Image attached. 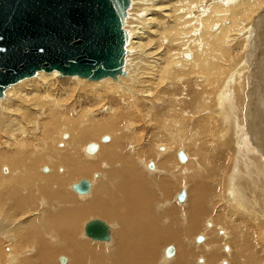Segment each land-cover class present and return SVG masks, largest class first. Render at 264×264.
Returning <instances> with one entry per match:
<instances>
[{"label":"bare ground","instance_id":"1","mask_svg":"<svg viewBox=\"0 0 264 264\" xmlns=\"http://www.w3.org/2000/svg\"><path fill=\"white\" fill-rule=\"evenodd\" d=\"M263 1L264 0H177V2L175 3L176 5L175 4L173 5V10L176 17L175 18L176 25L174 24L171 27V31H173L174 29L175 33L174 35L173 34L169 35L168 38L169 43L167 45L168 46L172 45L173 41H176L174 39H177L178 36L183 38L181 40V44H179L183 46L182 47L180 46V48L186 49V51L184 50L185 51L184 53L190 54V55L185 54L184 57H188V59L184 58L183 60L190 63L191 61L196 62V67L198 69L197 72L200 75H203V78H200L198 80L205 81V85H209L212 82L216 83L217 80L216 81L214 80L217 79L216 78L217 75H215L212 72L211 68H214L216 65L221 66L220 65L221 62L219 63L218 60L221 57V53H223L224 51H226V53L229 52L225 50L227 48L224 46H228L230 45L229 43L235 42L236 41L234 39L235 35L241 34L240 31H243V29L246 28L247 24H249L251 20L254 21V18L255 17L257 18L256 16L257 13H258V18L262 16V14H260L259 12L263 11L264 13ZM129 7H130V0H129L128 8ZM144 7L146 6L143 5L142 8L144 9ZM147 9L149 10L150 8L148 7ZM147 13L149 12L147 11L145 14L148 15ZM142 19L145 22L142 25L140 19L139 23L140 25H142V27L140 25L139 26L141 27V29H136V28L130 29V28H126V26L124 27L123 25V29H125L128 36L126 51L131 46L138 44L139 46L145 48L147 51L151 50L150 55H152L154 54L153 52L159 51L157 49L160 48L157 46L155 48H151V46L155 44L154 37L149 35V33H151L150 27L152 26L150 27L148 26V21H150L151 18L143 17ZM256 20L257 19H255V21ZM160 24L162 23L159 24L157 23V26L159 28H161ZM213 26L215 27L212 28ZM132 32L137 34H134ZM190 33L191 34L193 33L195 35H190ZM144 34L148 35L146 39L140 40V43L134 42L138 36L142 37ZM241 43L243 44V42ZM238 45L239 43L237 44V46ZM237 49L239 48L237 47ZM152 50L154 51L152 52ZM218 50H220L219 55H216L215 58L212 59L213 62H211L210 61L211 59H209V57L212 54L217 53ZM234 50L236 51V49ZM235 51H233L234 54ZM261 52L264 54L263 47L261 49ZM258 53L256 54L258 55ZM155 54L157 55V53ZM177 54L178 55L171 54V51L169 54V51L167 53L164 50H161V52H158V57L160 56V59L162 57L165 58L166 67L169 66L170 64L171 65L179 64V66H181L180 57L183 54L182 52ZM237 54H239V52H237ZM263 54L261 55L260 53L258 59H261L262 58L261 56L264 57ZM170 55H174V56H170ZM140 56L142 57H140L139 62H141L140 64L142 66L147 62L146 61L147 56L142 54ZM230 56L231 55H229V57ZM156 57L155 55H153L154 59H156ZM153 58L151 60L152 62H150V64L148 63V66L146 63L145 66L147 67H145V69L153 68L154 65H156L155 61L157 60L153 61ZM163 58L161 60H163ZM197 59L199 61H197ZM127 60H129L128 53L126 54L124 59L123 75H121V77L117 76V78L114 80L111 79L115 81L114 83L113 82L109 83L108 79L110 78L102 79L101 82L97 81L98 83L88 82V85H90L88 87H91L89 88L90 90L85 87H81L76 83L77 85L76 87L75 86L74 87L77 90L74 91L75 92L74 96L80 94L89 99L93 98L95 100V102L93 103L94 105H98V104L100 105V103H103L105 100L104 97H107V99L109 98L108 100L110 103H108V105H113L112 101H114V103L116 104L118 101L115 98V96H119L120 94H124V95L131 94L138 98L139 87H141L140 85L141 81L139 76L134 74L131 70H129L130 72H127L129 74L126 73V71H128V69L126 70V67L128 66V65L126 66ZM159 60L157 62L162 63L161 60L160 61ZM168 60L170 61L167 62ZM143 61L145 63H142ZM182 63L183 65L185 64L183 61ZM203 64L207 67L206 69L201 67ZM257 64H259L258 61ZM134 66L137 67V64L135 63ZM234 67H236V65ZM234 67L232 68L226 67V72H225L226 75L224 80L225 81L226 79L228 80L222 88H219V90L216 92V95H220L222 93H225L227 90H229L231 88L230 86L231 81L237 82L236 81L237 76L234 77L235 75L232 70ZM156 70L159 71L158 68H156ZM153 72L155 74V70L149 72L152 79L155 78L154 77L155 75L153 76L152 74ZM147 73L148 72H146L145 74ZM149 73L147 75H149ZM163 73L164 72H162V74ZM166 73H168V71ZM59 75L60 74L56 71L52 73L38 72L32 78L24 79L14 85H11L7 90H5L3 94L4 98L0 100V115L1 113L3 114L4 111L7 112L6 114H3L0 117V131L4 133L3 142L6 143L8 146H10V149H12L10 152H7L8 156L5 155V157H3V155L0 154V165H2L3 163H7V165L11 164L10 166H8L9 168L1 167L2 172L7 173V170H10L9 171L10 175L6 177L2 175L5 178V181L6 183H8V185L0 189V194L2 192V196L7 197L10 202V206L12 205L13 207L12 210L10 209L11 211L9 210V214L7 213L9 217L12 219V221L22 222L21 225L24 228L23 233H20L15 226L16 229L15 231L17 235L16 238L17 239L21 238L22 245L18 244L16 247V242H15L14 250H13V246L10 248H12L13 251H16L15 254H17V251H21L23 249L30 250L32 253V256L26 257V259L23 258L24 256L20 257L22 264H57V263L59 264L62 256H65L66 258H63L64 262H60L61 264L64 263L65 264H157V259L155 256L157 243H158L157 241L160 242L163 241L162 235L167 236L171 243L177 241L179 237L176 232L172 233L168 231V233H164V234L159 233L157 229L158 226L157 222H159V218H157V210L160 211V210L169 209L171 206V201H164L163 203H159L154 198L149 199L147 197L148 193L144 189L146 187H143L145 186V183L143 180L142 181L140 180L141 173L138 172L136 168H139V170L142 169L143 171H148L149 165L152 166V167L150 166L149 169L151 170L150 174L154 178V184H153L154 188H155L154 185L157 186V175L162 178L164 177L168 178L169 182L171 181L175 182L178 178V176H176L175 173H181L180 171H182L185 168H188L189 165L193 164L192 159L189 156V152L187 150L188 148L186 146L191 147V145H194L195 147L197 146L199 147L200 144L196 142V137L204 135L201 134L203 132L205 133V135H210L211 137H215V139L219 141V143H220V139L224 140V137L228 136L230 138V141L234 142V145H236L238 152L233 153L235 158H232L233 160L231 159V161L226 162L224 164L223 167L225 168L223 169L225 170V172L223 171L221 173L223 178V182H221L223 185V189L229 191L230 193L229 195H225L226 197L223 202L225 204L230 203L232 205V208L235 209V211L236 209L244 211L246 213L245 215L251 216L250 219L251 223L254 221V223L257 224V225L255 224L256 226L262 228V225L264 223L262 222L258 223L257 221L261 217L259 208L261 209L262 212H264V136L261 137L259 132L254 131V129L258 127L257 125L260 126V121L259 123L254 122L251 125L250 121L248 119H247L248 121L246 120L248 124L247 126H245V129L247 130V134H248L247 136L249 138L248 139L243 136V132H245V129L243 126L244 124L242 122H241L242 124L241 126H243L242 127L243 131H241L242 133L239 134V130H238L239 128H241L238 127L239 118L241 117L238 118L237 115L238 114L239 116L241 115L243 111L241 107L239 112L238 111L235 112L234 107H229L230 111L227 112L228 117L226 118L225 116L227 120L226 119L224 120L226 125H224L223 122L224 116L222 115L223 116L222 117L219 114H215V113H219V110L212 109L208 112L207 117H204L199 121L201 127L196 126L195 129H192L194 133L191 135L190 138L187 137L186 139H180L181 141L179 143H175L176 147L172 152L170 148H168L166 145H164V147L162 148L157 149L160 152L158 153L157 157L162 161L159 164L156 161L153 162L154 160H152L149 157V155H147V157L145 158L142 157L141 159V153H137L136 148L135 150L133 149L126 151V148L128 146H126L123 139L125 134L124 131L128 130V125L123 124L125 126L122 129L123 119L120 118L121 115L119 112H117V109L110 108L109 106L108 107L100 106L101 108H97L98 106H94L93 109V104H92V106L86 109L85 111H81L79 112V114L77 113L78 114L76 117L77 120L75 119L73 120L72 116L70 117L64 114L66 112H64L65 110L63 111L62 110L63 108L61 107V103L63 102L64 99L63 98L60 99V97L67 94L70 91V89L67 88L68 89L67 93L65 92L67 89H65V91H61L60 88L56 90V88L53 86L54 85L53 82L65 81L72 83V81H75L76 78H72V77L64 78L61 76V78H64L61 79ZM158 76L159 74L156 77ZM222 77L223 76L221 75L220 78ZM163 78H165V76H163ZM220 78L218 80H220ZM28 83L31 84L33 83V86L30 85L28 86V89H23L22 85H26ZM215 83H213V85ZM80 85H83V83ZM136 87L138 88L134 89ZM238 89L241 90L239 87ZM9 96H11L12 98L7 99V97ZM143 96L145 97V95ZM14 98H16L17 101L18 100L27 101V99L29 98L30 103L29 101H27L26 102L27 106L22 105L21 109L19 107L18 109H14L15 112H20V113L22 112L21 114L22 116L18 118L16 117V119L10 117L12 121L7 123L4 121L3 117L8 114L10 110V106H8V104L6 103L9 101L12 102ZM229 99H231V97ZM17 101L16 102L13 101V102L17 103ZM252 104H253L252 101L249 100L246 109L248 108L249 110L252 109V107L250 106ZM13 106L16 107V105ZM59 110H62V112H64L61 114L62 115L61 120H59V114H60L58 113ZM107 111L108 112L110 111L112 113H107ZM103 112L104 114H108V115L105 117H99V113H103ZM46 115L49 116L48 120L44 119ZM251 116L252 115L250 111V116L248 118H250ZM61 123H65L67 125V127L64 128L63 131L66 132L68 128H71V130H73L71 134L67 133L68 134L67 137L66 136L64 137V139L66 140L62 139L63 141L61 140V138L62 135H64V133L60 132ZM179 125L181 124H178L177 128L180 127ZM26 127H31L35 129V133L33 136H34V140H36V138L37 139L39 138L38 142H33L31 140L32 139V137H30L31 131L27 132ZM54 128L56 129V132L55 133L50 132V130ZM180 128H182V125ZM180 128H178L177 130L178 132H181ZM260 128L264 129V123L263 125L261 124ZM216 129H218L217 133H215ZM104 133L110 134L109 135L110 137L106 136L108 138V141L106 142L102 141L101 138V143L103 142L107 144L98 146L96 143L91 142V141H95L97 138L99 140V136L103 135ZM238 141L239 144L238 145L235 144V142ZM54 143L58 144L57 150H54L51 147V144ZM90 144H93L96 148L95 151H93L92 153L88 152L87 150V147ZM178 145H182V146H178ZM250 145L254 148V149L251 148V150L252 149L253 151L255 150L256 153V154L252 153V155H256L258 157L256 158L254 156L256 159L251 157L254 159V161H252V163L249 162L247 166H245V164L242 166L243 167L245 166L248 170H252V172L249 173L250 174L249 176L251 177V175L254 174V177H251L252 179L251 178L245 179L246 178L245 175L241 179V176L238 175L237 172V170L239 169L237 162L239 161V159H240L239 162H241V160L243 159L242 156L245 157L246 155H251L248 154L251 151L249 148ZM220 147L222 148L221 150L213 149L214 153L213 152L209 153L210 152L209 150L207 152H204L203 151L204 149L199 150L198 148V151H200L201 153V159H199L197 162L195 161L196 162L195 167L197 170L196 176H199L200 172L207 174V172H205L206 168L204 167V165L199 164L200 160L204 162L205 159H207L206 158L207 155L211 156V154L213 153L214 157L212 158L214 160L216 159V155L219 154L218 156L219 158L215 160L217 164L221 163V161L222 162L226 161V156L224 155L225 146L221 144ZM50 151H53L58 155L51 156L48 154ZM85 151L88 155L85 153ZM131 151H135V153H132V155L128 156L132 159H128L127 152L131 153ZM179 151H182L186 157L185 162L184 163L180 162V163L185 164L188 161L185 165H182V168L177 166L176 158H178L177 154L179 153ZM89 155H94V157ZM187 156L189 160H187ZM83 160L92 161L93 164H86L84 163ZM55 161L58 163H62L65 166L66 170L62 165L60 166L57 165ZM169 161L172 162V165L168 164ZM230 163H233L231 168L229 166ZM46 165L49 166L50 168H48ZM243 167L241 168V172L244 170ZM92 170L97 172L93 173L91 176V179L93 178V182L91 179H90L91 182L87 180L90 182L89 192L93 187L96 186L99 189V192L95 191V193L98 195L92 197L89 194V192L83 195L77 193L75 194L72 190V184L80 181L81 180L80 178H82L84 174ZM184 176L186 180L188 176L191 177L193 176V174L188 172L184 174ZM214 178H217V176ZM137 180L140 181L137 182ZM219 180H221V178ZM219 180L217 179V181ZM161 185H164V183H162ZM205 186L206 187L203 186L205 189H209L207 188L208 187L207 184ZM65 188L66 190L67 188L69 189L67 191L69 192L72 191L75 195H78L77 197L81 199V202L84 206L83 207L75 206V200L68 198L67 196L64 195ZM166 188H169V183L167 186L163 187L164 190H166ZM185 188H187L188 191L187 184L182 185V182H180V192L182 190L185 191L186 190ZM200 188L199 189L195 188L198 191H195L194 189H193L194 191L190 190L191 192L189 191V195H191L192 198L189 200L188 204L186 203L183 204L184 206L188 205L189 212L186 211L179 212L182 218H180V220H179L180 216L177 218L180 222H182L181 223L182 226L184 225L187 226V221H189L188 219H185L188 217V216L186 217L185 214L190 216L189 222H191L193 221L194 216L197 215L196 220L198 219L199 221H201L209 213L205 210V208H203L206 202L205 200H207L203 197L205 190L204 188L203 189ZM254 188H256V190H254ZM177 195L175 196V200ZM186 199H187V194H186ZM1 201L2 200L0 199V204ZM126 201H127L126 203L127 208L124 213L122 207L126 206L125 205ZM38 202H41L42 205L38 204ZM176 203L179 205L181 204L177 202V200ZM40 206L42 207L43 210L40 209ZM184 206H180V207H184ZM157 207L159 209H157ZM221 209L223 210L222 207ZM221 209L217 216L220 222H222L224 218L227 216L228 217L226 219L232 218L233 212L227 209L229 212H225L223 210L222 213ZM253 211H256L255 215ZM34 213H36L37 215L32 216V214ZM240 213L242 212H239V214ZM172 214L175 213H173L171 210H168L165 214V218L163 219L169 221L173 217L175 218V216H173ZM23 216H27V217L22 218ZM89 217L106 219L110 223L111 222L115 223V225L116 223L118 224V228L117 227L115 228L105 222L109 226L110 238L106 242L92 240L93 242H97L100 244L99 246L100 248L98 250H96L97 247H95L94 249L91 248L89 244L82 239V233H81V229L79 228V224ZM234 217L235 216H233V218ZM181 219H183V221H181ZM239 219L240 218H238V220ZM119 220H121L120 224H119ZM231 220H229L228 222L230 223L235 222L236 226L239 225V224L237 225V222H241L240 220L239 221L238 220L231 221ZM7 221H9V219L6 220V222ZM196 224L190 223L189 224L190 226L188 225L190 227V230L194 229ZM112 225L114 226V224ZM177 225H178L177 227H179L178 223ZM139 227L145 228L146 229L145 232H143L142 234L134 235L135 234L134 232ZM111 230L112 231L116 230V232H114L113 235L115 234L116 236H118L117 240H115L113 237L111 238ZM262 231L264 232V230ZM124 233L127 235H125ZM83 236H85L84 228H83ZM199 237H196L194 239V243L195 242L197 244L201 242L203 243L204 241L206 242L208 240L206 235L204 237L202 236V238ZM198 239H200V241H198ZM225 239H226V235L223 234V237L221 238L223 243L229 241V239L226 240ZM181 242L183 243V241ZM84 245L86 247H84ZM167 248L169 247H166L163 250L164 260L161 262V264H173L172 261L171 262L169 261L170 258L173 256V254L174 253L176 254V251L172 247L173 253L168 255L166 254ZM225 248H227V246H225ZM206 253H207L206 255L207 259H206V263L204 264L216 263V262H212V260L214 259L215 250H209L207 248ZM10 255L11 254H9L8 256L10 257ZM13 261L14 260H12V262ZM226 261L227 260L225 261L222 260V264L230 263L229 261H227L229 263H226Z\"/></svg>","mask_w":264,"mask_h":264},{"label":"rangeland","instance_id":"2","mask_svg":"<svg viewBox=\"0 0 264 264\" xmlns=\"http://www.w3.org/2000/svg\"><path fill=\"white\" fill-rule=\"evenodd\" d=\"M176 2H177V0H130V7L128 8V10L126 12L127 15H126V18L124 20V27L126 26V28H130V29H132V28L141 29L142 25L145 22L142 18L143 17L151 18V20L148 21V26L149 27L152 26V27H150L151 33H149V35L154 37V39H155V44L152 45L151 48H155L156 46L160 48V49H157L159 51H156V52H153L154 50H152V52L154 53L152 55H150L151 50L147 51L145 48L139 46L138 44L131 46L127 50L129 60H127V63H126V66L128 65L126 67V70L128 69V71H126V73L130 72L129 70H131L134 74L139 76L140 81H141V83H140L141 87H139L138 98L134 95H131V94H129V95L120 94L119 96H115V98L118 101L116 104L114 103V101H112L113 105H108V103H110L108 100L109 98L107 99V97L102 96L105 98V100L103 102L104 104L100 103V105L99 104L94 105L93 103L95 102V100L91 97H90L91 99H89V98H87L83 95H80V94L74 96V93H75L74 91L77 90L75 88L77 84L81 87H85V88L89 89L91 87H88V86H90V85H88V82L91 83V81H87L85 79H79L78 77H72V78H76L75 81H72V83L65 82V81H55V82H53V84H54L53 86L56 88V90L59 88L61 91H65V89H67V88L70 89L69 92H68V89L65 91L66 93L67 92L69 93V94L67 93L68 95L65 94L64 95L65 97L64 96L60 97V99L61 98L64 99L63 102L61 103V107L63 108L62 110L63 111L65 110L64 112H66V113L62 112V110H59L58 111V113H60L59 114V120H61V117H62L61 114L62 113L66 114L70 117L72 116L73 120L74 119L77 120L76 117L79 114V112L85 111L86 109L91 107L92 104H93V109H94V106H98L97 108H101L102 106H104V107L109 106L110 108L117 109V112H119L121 115L120 118L123 119L122 129L125 126L123 124L128 125V130L124 131L125 134H124V139H123L126 146H128L126 148V151L133 150V149L135 150V148H136L137 153H141V159H142V157L145 158V157H147V155H149V157L152 160H154L153 162L156 161L159 164L162 161L160 159H158V157H157L158 153H160L159 150H157V149L162 148V147H164V145H166L168 148H170V150L172 152L176 147L175 143H179L181 141L180 139H186L187 137L190 138L191 135L194 133V131L192 129H195L196 126L201 127V125L199 124V121L202 118L207 117L208 112L212 109L219 110V113H215V114H219L220 116L223 115L224 116L223 122H224V120L228 117L227 112L230 111L229 107H234L235 112L236 111L239 112L240 107H241V109H243V111H242L240 116H239V114L237 115L238 118L241 117V118H239V125H238V127H241L238 129L239 134L242 133L241 131H243V129H242L243 126L245 129V126H247V124H248L247 121L249 120L251 125L254 122L259 123V121H260V126L257 125L258 127H256L254 129V131L259 132L261 137L264 136L263 135L264 129L260 128L261 124L263 125V123H264V91H263L264 90V57L261 56L262 58L258 59V56H260V53H261V55L263 54L261 52L262 47L264 48V13H263V11L259 12L260 14H262V16L259 17L260 19L258 18V13H257V15H256L257 18L255 17L254 21L251 20V22H249V24H247L246 28H244L243 31H240L241 34L238 33L239 35H235L234 39L236 41L233 42L235 44L229 43L230 44V45H228L229 47L224 46L227 48L225 50H227L229 52L226 53V51H224L225 53L224 52L221 53V57H220V59H218L219 63L221 62L220 63L221 66L216 65L214 68H211L212 72L215 75H217V77H216L217 79L214 80V81L217 80V82L216 83L212 82L209 85H205V81L198 80L200 78H203V75H200L197 72L198 69L196 67V62L191 61V63H190V62L183 60L184 58L188 59V57H184V55L189 54V53H184L186 51V49L180 48V46L181 47L183 46V45H179V44H181V40L183 38L178 36L177 37L178 40L174 39L176 41H173L172 45H170V46L167 45L169 43L168 42L169 35L170 34L174 35V33H175L174 29H173V31H171V27L174 24L176 25V19H175L176 17H175V13L173 10V5ZM263 3H264V1H263ZM143 5L146 6V7H144V9L142 8ZM147 6L150 8L149 10L147 9L148 8ZM145 11L149 12V13H147L148 15L145 14L146 13ZM140 19H141L142 25H140V23H139ZM255 19H257V20L255 21ZM157 23L158 24L162 23V24H160L161 28H159L157 26ZM215 26H213L212 28H214ZM250 31H253V32H250ZM167 32H170V33H167ZM132 33H134V32H132ZM134 34H137V33H134ZM190 35H195V34L190 33ZM147 37H148L147 34H144L142 37L138 36L134 42L140 43V40H144ZM241 37H243V38H241ZM237 42L239 43L238 46H237V44H238ZM241 42H243L244 45ZM237 47L239 49H237ZM242 47H243V49H242ZM234 49H236V51ZM161 50H164L167 53L169 51V54L171 51V54H174V55L175 54L178 55L177 53H180V52H182V54L184 53L180 57L181 66H179V64H172V65L170 64L169 66L166 67L165 58L162 57L163 60H161L162 58L160 59V56L158 57V52H161ZM231 50L235 51V54ZM237 52H239V54H237ZM155 53H157V55ZM219 53H220V50H218L217 53L212 54L209 57V59H211L210 61L213 62L212 59L215 58L216 55H219ZM256 53H258V55ZM141 54L147 56L146 57L147 66H148V63L150 64V62H152L151 60L153 58V55H155V57L157 56L156 59L153 58V61H155V60L158 61L160 59L162 63H160V62L158 63L157 61H155L156 65H154L153 68H146L145 69V67H147V66H145L146 63L143 61L142 63H145V64L141 66V64H140L141 62H139L140 57H142V56H140ZM174 55H170V56H174ZM229 55H231V56L229 57ZM256 55H257V57H256ZM179 56H180V54H179ZM169 61L170 60H168L167 62H169ZM182 61L185 63L184 65H183ZM197 61H199V60L197 59ZM257 61L259 62V64H257ZM135 63L137 64V67L134 66ZM158 64H160V65H158ZM232 64L234 66L236 65V67H234ZM162 67H164V68H162ZM201 67L204 69L207 68L204 64ZM226 67H229V68L234 67L232 70H233V73L235 75L234 77L237 76L236 77L237 82L231 81L229 79L231 81V85H230L231 88L229 90H227L229 92L226 91L225 93H222L223 95L222 94L216 95V92L219 90V88H222L228 80V79H226V81L224 80L225 75H226L225 74ZM156 68H158L159 71H157ZM166 68H168L169 70ZM255 68H256V70H255ZM143 69L145 72L143 71ZM163 69H165V70H163ZM139 70H140V72H139ZM154 70H155V74H154V72L152 74H153V76L155 75L154 76L155 78L152 79L149 72L154 71ZM166 70L168 71V73H166L167 72ZM169 71H170V73H169ZM146 72H148L149 75H147L148 73L145 74ZM162 72H164L165 75H164V73L162 74ZM193 72L196 73L197 75L194 74ZM253 72H254V74H253ZM127 74H129V73H127ZM158 74H159V76L156 77ZM161 75H162V77H161ZM221 75L223 76L222 78H220ZM163 76H165V78H163ZM59 77L61 78V75H59ZM119 77H121V76H119ZM64 78H61V79H64ZM67 78H69V77H67ZM219 78H220V80H218ZM152 80H153V82H152ZM78 81H79V83H78ZM101 81L102 80H100L98 82H101ZM108 81H109V83L115 82L111 79H108ZM98 82H93V83H98ZM82 83H83V85H80ZM109 83H107V84H109ZM213 83H215V84L213 85ZM249 83H250V85H249ZM30 85L33 86V83L32 84L28 83V84L22 85V86H23V89H28V86H30ZM238 87L241 90H239ZM137 88L138 87H136L134 89H137ZM239 94H240V96H239ZM143 95H145V97ZM230 97H231V99H229ZM3 98H4V96L0 100H2ZM10 98H12V97L11 96L7 97V99H10ZM237 99H238V102H237ZM249 100H251L253 103L252 105H250L252 107V109H250V110H249V108L246 109L248 106ZM13 101L16 102L17 101L16 98H14L12 100V102L9 101L6 103V104H8V106H10V110H9L8 114L3 117L4 121L7 123L12 121L11 118L16 119V117L18 118V117L22 116L21 115L22 112L21 113L15 112L14 109H18V107L21 109L22 105L27 106V104H26L27 101H29V103H30L29 98L27 99V101L18 100L19 102L17 101V103H14ZM239 103H241L242 105ZM13 105H16V107H14ZM210 106H211V108H210ZM226 106H228V107H226ZM64 108H66V109H64ZM1 109H3V108H1ZM67 110L68 111L71 110V111L68 112ZM250 111H251L252 116L250 118H248L250 116ZM6 113L7 112L4 111L3 114H6ZM107 113H112V112L107 111ZM245 113L246 114L248 113V114L246 115ZM3 114L1 113L0 117ZM88 115H89V113H88ZM107 115L108 114H104V112L99 113V117H105ZM225 116H226V118H225ZM256 117H257V120H256ZM44 119L48 120L49 116L46 115ZM241 122L244 124L243 126H241L242 125ZM178 124L182 125L183 129L180 128L181 125H179L180 127H178L181 129V132L177 131L178 130V128H177ZM60 125H61L60 132L64 133V135H62L61 140L62 139L66 140V139H64V137L65 136L67 137L68 134H71V132H73V130H71V128H68V130L65 132V131H63V129L66 128L67 125L65 123H61ZM224 125H226L225 122H224ZM187 129H189V130H187ZM26 131L27 132L31 131L30 132V137H32L31 140L33 142H38L39 138L38 139L36 138V140H34V136H33L35 133L34 128L26 127ZM0 132H1L0 133V154L3 155V157H5V155L8 156L7 152H10L12 149H10V146H8L6 143L3 142L4 133L2 131H0ZM50 132L55 133L56 129L54 128V129L50 130ZM217 132H218V129L215 130V133H217ZM201 134H204V135L196 137V142L200 144L199 147L198 146L195 147L194 145H191V147L186 146L188 148L187 150L189 152V156L191 157L193 164L189 165L188 168L183 169L182 170L183 172L180 171L181 173H175V175L178 176V178L175 182H173V181L169 182L168 178H166V177L162 178V177H159L157 175V186L154 185L155 188H157V189H155L153 187L154 178L150 174L151 170L149 169L151 165H149L148 171H143L142 169L139 170V168H136L137 171L141 173V179L140 180L141 181L143 180L145 183V186H143V187H146L144 189L147 191V193H148L147 197L149 199L154 198L159 203H163L164 201H171V206L169 209L160 210V211L157 210V218H159V222H157L158 223L157 229H158L159 233L164 234V233H168V231H170L172 233L176 232L178 237H179V239L177 241L171 243L167 236L162 235L163 241H161V242L157 241L158 243H157V249H156V253H155V256L157 259V264H161V262L164 260L163 259L164 258L163 250L166 247H173L176 251V254L175 253L173 254V256L174 255L175 256L173 257L171 255L173 258L171 257L172 259L170 258V261H169V262L172 261L173 264H204V263H206V259H207L206 258L207 248L209 250H215L214 259L212 260V262H216V263H211V264H222V260L223 261H225V260L229 261L230 263L226 261V263H229V264H264V232L262 231V230H264V224L262 225L263 229L256 226L257 224L254 223V221L252 223L250 222V219H251L250 215H245L246 213L244 211H241L238 209H236V211H235V209L232 208V205L230 203L225 204L223 202L225 197H226L225 195H229L230 193H229V191L223 189V185L221 183V182H223V178H222L221 173L223 171L225 172V170L223 169V168H225V167H223L224 164L226 162L231 161L232 158H235L233 153L238 152L236 145H234V142L230 141V138L228 136H225L224 140L220 139V143H219V141H217L215 139V137H211L210 135H205L204 132ZM109 135L110 134L104 133L103 135L99 136V140L97 138L95 141H91V142L96 143L98 146L103 145V144H107V143H103V142L101 143V138L103 136H109ZM247 135H248L247 130L245 129V132H243V136L248 138ZM215 140H216V142H215ZM221 144H223V146H225V154L224 155L226 156V161H223V162L221 161V163L217 164L215 162V160L217 158H219L218 157L219 154H217L216 159L213 160V158H212V157H214L213 156V153H214L213 149H217V150L220 149L221 150L222 149L220 147ZM235 144L238 145L239 141L235 142ZM6 146H7V149H6ZM178 146H182V145H178ZM51 147L54 150H57L58 144L57 143L51 144ZM198 148H199V150L204 149L203 150L204 152H207L209 150L210 151L209 153H211V152H213V153L211 154V156L207 155V157H206L207 159H205L204 162L202 160H200V162H199L200 165H204V167L206 169H209V170L205 169V172H207V174L200 172V175L196 176L197 170L195 167V163L199 159H201V153H200V151H198ZM249 148L251 150V148H253V147L250 145ZM195 149H196V151H195ZM253 149L250 151L251 153L250 152L248 153L251 155H246L245 157L242 156L243 159L241 160V162H239L240 159L237 162V165L239 168L237 170V172H238V175L241 176V179L245 175H246L245 179H249L251 177H254V174H252L251 177L249 176L250 175L249 173H251L252 170H248L245 167L248 165L249 162L252 163V161H254L253 158L258 157L256 155H252V153L256 154L255 150L253 151ZM85 153H86V151H85ZM132 153H135V151H131V153L127 152V158L128 159H132V158L128 157V156L132 155ZM48 154L51 156H57L58 155L57 153H54L53 151H50ZM89 156L94 157V155H89ZM195 156H197V157H195ZM251 157H253V158H251ZM176 160H177V166L180 168H182V165H185L188 162L187 161L185 164H182V163H180L178 158H176ZM187 160H189L188 156H187ZM83 161L86 164H93L92 161H88V160H83ZM245 161H247V162H245ZM260 162H261V160H260ZM56 163H57V165H59V166L62 165L65 168V166L62 163H58V162H56ZM168 164L172 165V162L169 161ZM244 164H245V166L243 167L242 165H244ZM10 165L11 164L7 165V163H3L2 165H0V182H1L0 189L4 186L8 185V183H6L4 177L10 175V172H9L10 170H7V173H6V172H2L1 169L3 167L6 168ZM232 165H233V163L229 164L230 168ZM47 167L50 168L49 166H47ZM242 167L244 168V170L241 172ZM251 169H252V166H251ZM65 170H66V168H65ZM96 172L94 170H92V171L84 174V176L80 179H86V180H89L90 182L92 180V182H93V178L91 179V176L93 173H96ZM188 172L193 174V176H191V177L188 176L185 180L184 174H186ZM213 172H214V175H213ZM241 173H243V174H241ZM220 175H221V177H220ZM216 176H217V178H214ZM219 177L221 178V180H219L220 179ZM217 179L219 181H217ZM140 180H137V182ZM77 181H75V182H77ZM195 181L197 184L195 183ZM180 182H182V185L187 184L188 191H187V188H185L186 189L185 191L187 194V199L185 200L184 203H181L179 205L176 203L175 196L180 193ZM69 183H71V182H69ZM162 183H164L165 186H167L169 183V188H166V190H164L163 187H165V186L161 185ZM218 183H220V184H218ZM202 184L204 187H206L205 185L207 184V186H208L207 188H209V189H205L202 186ZM200 185L204 188L205 193H206V194L204 193L203 197L205 199H207V200H205L206 205L204 204L203 208H205V210L209 213L201 221H199L198 219L196 220V218H197L196 217L197 215H196V216H194L193 221H191V222H189L190 216L185 214L186 217L188 216L185 219H188L189 221H187V226L186 225L182 226V224H181L182 222L179 221L180 218H182L181 215L179 214V212L180 211L189 212L188 205L184 206L183 204H185V203L188 204L189 200L192 198V196L189 195V191L193 190V189L195 191H198L195 188L199 189L201 187ZM218 185L219 186L221 185V186L219 187ZM67 186H68V184H67ZM194 186H195V188H194ZM67 190H69V189L67 188ZM67 190L65 188L64 195L67 196L68 198L75 200V206L83 207L84 205L82 204L81 199H79V197H77L78 195H75L76 193L74 191L73 192L75 194L72 191L69 192ZM254 190H256V188H254ZM95 191L99 192V189L96 186L90 190L89 194L92 197H95L98 195L95 193ZM0 195H1L0 199L2 200L1 204H0L1 205L0 206V230H1L0 231V236H1L0 237V249H1L0 250V252H1L0 262L1 263L0 264H19L21 262L20 257L24 256L23 258L26 259V257H31L32 253L30 250H25V249H23L21 251H17V254H15L16 251H13L15 248V242H16V247L18 244L22 245L21 238L20 239L16 238L17 235H16L15 230L18 229V231L20 233H23L24 228L21 225L22 222L12 221V219L9 217V215H8L9 210L10 209L12 210L13 207H12V205L10 206V202H9L8 198L5 196L4 197L2 196V192ZM126 203H127V201L125 202L126 206L124 205L125 207H122L124 210V213H125V210L127 208ZM38 204L42 205L41 202H38ZM220 205H222V206H220ZM180 206H184V207H180ZM221 207L223 208V210L225 212H229V211L233 212L234 214L232 213V218L226 219L228 217L227 216L224 218V220L222 222H220L217 216L219 214ZM228 207H230V208H228ZM40 209L43 210L41 206H40ZM157 209H159V208L157 207ZM168 210H171L173 213H175V214H172L173 216H175V218L173 217L171 220H169L170 222L168 220L166 221L163 219V218H165V214ZM223 210H222V213H223ZM259 211L261 213V217L257 222L258 223L259 222L264 223V218H263L264 212H262L260 208H259ZM239 212H242V213L239 214ZM255 212L256 211H253L254 215H255ZM194 214H192V215H194ZM34 215H37V214L36 213L32 214V216H34ZM233 216H235V217L233 218ZM25 217H27V216H23L22 218H25ZM177 217H179V220ZM238 218H240L239 220L241 222L244 220L242 222L243 226H242L241 222H237V225L239 224L238 226H236L235 222H233V223L228 222L231 219L238 220ZM8 219H9V221L6 222V220H8ZM92 219L102 220V221L106 222L107 224H109L115 228L116 227L118 228V224L116 223V225H115V223H112V222L110 223L106 219L92 218V217L85 219L84 221H82L79 224V228L81 229V233H82V239L85 240V242H87L91 248L94 249L95 247H97L96 250H98L100 248L99 243L93 242L92 240L83 236V228H84L85 223L89 220H92ZM176 220H178V221H176ZM233 220H231V221H233ZM181 221H183V219H181ZM120 222H121V220H119V224H120ZM164 223H166V224H164ZM177 223L179 224V227H177L178 226ZM190 223H195V224L197 223L196 224L197 226L195 225L194 229L190 230V227H189ZM112 224H114V226ZM15 226H16V229H15ZM188 228H189V231H188ZM197 229H199V230H197ZM237 229H239V230H237ZM145 230H146L145 228L139 227L134 232L135 233L134 235L142 234L143 232H145ZM139 231H140V233H139ZM160 231H162V232H160ZM261 231H262V233H261ZM114 232H116V230L115 231L111 230V238L113 237L115 240H117L118 236H116L115 234L113 235ZM223 234L226 235V239H229V241L224 242V243L222 242L221 238L223 237ZM125 235H127V234H125ZM205 235L207 236V239H208L206 242L204 241L205 243L204 242L203 243L201 242L198 244L196 242H195L196 244L194 243V239L196 237L200 236L199 238H202V236L204 237ZM13 237H14V239H13ZM181 241H183V243ZM78 242H80V241H78ZM8 246H9V248L13 246V250H12V248L9 249ZM225 246H227V248H225ZM84 247H86V246L84 245ZM33 250H34V248H33ZM9 254H11L10 257L8 256ZM18 258H19V260H18ZM61 258H66V257L62 256ZM7 259H9V260H7ZM10 260H11V262H12V260H14V261L11 263ZM202 261H203V263H202ZM20 264H22V262ZM59 264H61V263L59 262Z\"/></svg>","mask_w":264,"mask_h":264},{"label":"water","instance_id":"3","mask_svg":"<svg viewBox=\"0 0 264 264\" xmlns=\"http://www.w3.org/2000/svg\"><path fill=\"white\" fill-rule=\"evenodd\" d=\"M128 6L129 0H0V98L11 85L38 72L56 71L91 82L123 75ZM95 149L93 144L87 147L91 153ZM177 157L186 160L182 151ZM89 189L86 179L72 184L80 195ZM185 199L182 190L176 200ZM84 234L93 241L110 238L109 226L99 219L89 220ZM172 253L167 248L166 254Z\"/></svg>","mask_w":264,"mask_h":264}]
</instances>
